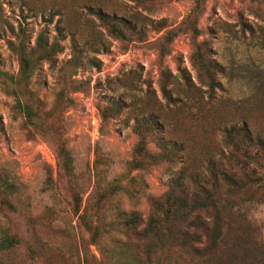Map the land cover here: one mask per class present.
<instances>
[{"label":"rangeland","instance_id":"obj_1","mask_svg":"<svg viewBox=\"0 0 264 264\" xmlns=\"http://www.w3.org/2000/svg\"><path fill=\"white\" fill-rule=\"evenodd\" d=\"M118 20L130 24L123 28L126 37L111 29ZM40 35L56 44L51 61L39 58ZM21 45L35 64L27 79L20 73ZM199 46L217 65L213 90L202 80L207 81L195 57ZM0 73V170L22 184L23 213L37 222L20 214L11 220L24 229L36 224L56 264H126L120 257L125 237L109 223L119 209H136L147 218L148 197L162 196L183 168L209 176L204 148L215 145L214 160L230 167L232 150L218 129H211L210 103L222 123L245 116L264 130V0H0ZM163 84L173 100L164 98ZM183 95L190 109L175 103ZM19 100L39 111L46 131L26 119ZM116 101L121 110H110L103 120L100 109ZM151 111L173 125L163 122L147 138L154 158H147L144 170L130 171L136 118ZM58 140L74 157L72 179L59 167ZM239 153L232 171L242 178L240 161L249 160ZM132 177L143 194L132 199L124 191L115 193L104 210L108 223H101L95 207L99 191ZM69 180L81 199L78 212ZM248 197L234 209L232 223L245 224L261 249L264 202ZM6 220L1 214L0 225ZM86 220L102 230L97 244Z\"/></svg>","mask_w":264,"mask_h":264},{"label":"trees","instance_id":"obj_2","mask_svg":"<svg viewBox=\"0 0 264 264\" xmlns=\"http://www.w3.org/2000/svg\"><path fill=\"white\" fill-rule=\"evenodd\" d=\"M111 23V29L113 28L115 33L126 37L123 28H129V22L118 20ZM194 29L199 32L197 27L194 26ZM21 46L20 73L27 79L33 72L35 64L24 51L23 45ZM36 47L41 51L39 58L47 61L53 59L57 48L55 43L49 45L43 35L38 37ZM201 49L203 47L199 46L195 52L196 61L203 78L207 79V81L202 79L203 82L208 83L209 88L213 90L216 86L217 65L210 61L205 50L203 52ZM63 84L65 87L68 85L66 79H63ZM161 89L165 99L173 100L166 91L165 84ZM177 102L180 103L179 106L183 105L185 109H190L186 107L189 104L186 96H180L176 99L175 103ZM198 102L201 104L200 99ZM142 105V101L138 102V107ZM214 106L215 104L210 103L207 107L210 111L213 110L211 129L212 131L218 129L224 143L232 150L231 155L227 156L230 167H220L214 160L215 145L209 149L204 148V155L209 159L206 167L209 176L201 175L196 170L189 171L188 167L183 168L179 172V177L171 181L162 196L148 197L151 210L147 218L136 209H119L117 216L109 223L119 229L125 237L120 257L126 264H264V248L260 249L254 245L248 227L243 223L236 225L232 223L234 209L245 195H249L247 200L258 198L264 202V130H261L260 124L257 126L251 118L245 116L239 119L234 117V121L222 123L223 116L215 111ZM17 107L33 126L41 131L47 130L46 121L33 105L19 100ZM121 108V101L113 102L110 107L101 108L102 119L108 118L110 110L119 112ZM163 122L167 120L156 111L136 118L134 131L138 135V141L129 162L130 171L144 170L147 158H154L147 146V138L155 134V131L161 130ZM167 123L169 126L173 125L171 122ZM2 132L3 126L0 122V135ZM160 142L166 151L165 155L171 157L172 151L167 149L164 141ZM239 152L249 160L240 161L244 174L242 178L236 177V173L232 171L233 161H239L236 157ZM56 153L61 171L72 179L74 157L65 142L56 141ZM256 174L259 177L252 178ZM47 178V182L52 184L53 178L49 170ZM136 181V178L132 177L127 184L115 183L99 191L95 207L101 223H108L104 210L115 193L124 191L132 199L143 194L139 188H134L133 183ZM69 182L78 212L81 210V199L79 193L75 192L72 180ZM21 194L22 184L9 171L0 170V215L8 219L3 226L0 225V264H24L23 258L31 263L42 261V264H56L51 253L47 252L48 242L41 238L35 228L36 224L28 225L24 229L19 222L16 225L11 220L10 215L20 214L31 223L37 222L32 215L23 213ZM82 210V217L86 219L84 216L86 208ZM85 222L91 240L97 244L102 235L100 226H93L88 220ZM112 262L116 263L114 257Z\"/></svg>","mask_w":264,"mask_h":264}]
</instances>
